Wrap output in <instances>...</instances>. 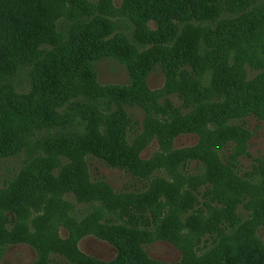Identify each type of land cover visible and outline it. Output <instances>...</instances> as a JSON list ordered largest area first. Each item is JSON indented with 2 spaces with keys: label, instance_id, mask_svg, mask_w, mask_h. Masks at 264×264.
<instances>
[{
  "label": "rangeland",
  "instance_id": "374dc122",
  "mask_svg": "<svg viewBox=\"0 0 264 264\" xmlns=\"http://www.w3.org/2000/svg\"><path fill=\"white\" fill-rule=\"evenodd\" d=\"M92 1L96 0H79V5L90 9ZM123 2L110 0L111 10L126 9ZM60 5L70 7L62 1ZM228 15L223 13L204 26H215ZM68 16L59 17L58 24ZM148 26L156 29L157 25L149 21ZM172 43H165L160 51L125 49L122 58L130 64L109 56L94 61V81L103 94L112 91L121 97H141L146 102V107L126 104L125 120L110 118L116 106L104 96L97 97L88 112L90 130L94 129L99 141L107 144L112 145L119 138V146L110 155L122 162L131 154L137 175L109 165L86 151L80 142L60 140L64 135L56 126L42 132L33 125L30 138H23L22 131L13 139L16 152L0 158V264H76L74 259L85 264H135L139 260L141 264H219L227 244L241 245L239 238L245 230L250 232L254 223L235 229L233 234L220 225L225 237L213 233L218 232L214 227L217 219L229 213L228 203L247 197V193L256 195L255 182L240 175L237 179L221 167L216 155L222 136L213 134L211 140L201 141L197 133L187 131L193 124L189 119L199 117L197 128L209 120L203 128L208 133L218 132L219 125L203 119L211 118L210 113H204L208 109L196 112L202 104L197 101L205 100L207 107H216L225 97L206 88L205 82L199 84L200 88L174 81L173 54L169 51ZM200 45V49L212 53V43L207 46L203 41ZM225 55L217 51L211 60L228 70L216 87L242 86L234 91L235 101L240 96V101H244L241 106L246 109L252 105L264 115V46L257 43L255 49L244 52L237 61L230 56L225 61ZM161 56L164 63L160 62ZM254 85L258 86L255 91ZM28 88L24 81L14 91L25 93ZM179 90L186 91L191 99L180 95ZM255 94L262 98L258 103L253 100ZM70 102L56 107L57 120L73 116ZM166 103L172 105L173 112L167 113ZM25 118L20 116L21 124ZM39 118L45 121L42 116ZM235 123L252 132L248 154L237 163L241 170L249 171L258 158L264 157V120L247 115ZM221 128L227 127L224 124ZM246 134L238 133L235 138L242 140ZM76 175L78 181L69 180ZM71 185H80L81 193L76 195L69 188ZM261 193L264 195V188ZM197 194L196 205L200 208L189 207L188 198ZM243 206H237L235 213L245 219L248 212ZM259 209L264 217V207ZM230 237L234 238L229 240ZM250 241L254 242L253 236ZM120 248L124 249L123 261L119 259Z\"/></svg>",
  "mask_w": 264,
  "mask_h": 264
},
{
  "label": "trees",
  "instance_id": "16d2710c",
  "mask_svg": "<svg viewBox=\"0 0 264 264\" xmlns=\"http://www.w3.org/2000/svg\"><path fill=\"white\" fill-rule=\"evenodd\" d=\"M61 1L63 5L70 4V7H62ZM123 1L126 9L122 7L113 12L110 0L92 1L90 9L79 5V0H0V158L10 157L11 153L16 152L13 150V139L22 131L23 138H30V133L35 130L31 127L33 125H37V129L42 132L45 128L56 126L64 135L59 137L60 140L74 144L80 142L86 151H91L109 165L137 175L133 164L135 159L131 154L126 160L123 158L122 162L110 155L117 145L119 146V138L115 139L112 145L107 144L99 141V134L94 129L90 130L88 112L90 106L96 103V98L104 96L116 106V111L110 115V118L125 120L126 104L137 103L146 107V102H143L141 97H121V94L112 91L103 94L94 81V61L109 56L125 60L130 64L127 58H122L125 49L160 51L165 43L173 42L168 46L171 47L169 51L173 54L174 81L183 86L196 84L200 88L199 84L204 85L205 82L206 88L220 92L225 97L216 107H207L208 103L205 100L197 101L203 105L201 104L196 112L208 109L204 113H210L212 116L211 118L205 116L203 119H211V122L219 125L220 127L216 129L218 132L208 133V130L203 128L209 120L197 128L199 117L189 119L193 124L187 131L197 133L201 141L211 140L215 134L222 136V150L220 149L216 155L221 167L229 170L232 176L238 177L237 179L243 176V179L255 182V196L247 193V197L244 196L245 202L242 198L234 200L233 204L228 203L227 216L216 220L214 231L218 232L213 233L217 235L221 233L224 237L226 235L221 232L223 228L220 225H223L224 229H231L229 233L233 234L235 229L254 223V228L250 229V232L245 230L244 235L239 238L242 239L241 245L233 247L229 243L224 247L219 264H264V217L261 216L259 209L264 207V195L261 193L264 188V157L258 158L257 164L253 165L251 170L240 169L237 163L239 164L241 156L248 154L252 132L246 129L245 125L235 123L236 119L247 115L264 120V115L251 105L252 102L246 109L245 106H241L244 101H240V96H237L235 101L234 91L242 86L216 87L228 70L221 69L217 60L215 63L211 61L216 58L217 51L226 54L225 61L229 56L237 61L241 54L255 49L257 43L259 47L261 44L264 46V0ZM63 11L69 14L68 19L58 24L61 16L65 15ZM223 13L229 15L222 22L215 26H204L208 21L221 18ZM149 21L156 23V29L148 26ZM203 41L207 46L212 43L211 54L200 49V43L202 44ZM172 50H175V53ZM160 62L164 63L163 56L160 57ZM209 71H212L211 76ZM24 81L29 85L28 91L15 93L14 89L16 90ZM257 87L254 85V91ZM178 92L185 98L188 97L186 91ZM190 99L189 95L187 100ZM261 99L257 94L253 97L255 103ZM69 100L71 104L69 103L68 106L73 110V116L57 120V114L55 116L54 112L56 107ZM171 106L167 103L164 105L167 113L174 111ZM22 115L26 118L21 120L23 122L21 124ZM40 116L45 121L39 118ZM228 122L231 124L227 125ZM224 124L227 128H221ZM244 132L247 134L242 140L235 138L236 134H244ZM66 134L78 139L67 140ZM56 139L58 138H54ZM214 143L217 141L214 140ZM192 157L201 160L198 156ZM69 180L75 182L79 179L76 175L69 177ZM98 181L106 183L103 180ZM69 188L73 189L76 195L81 193L80 185L77 188L71 185ZM198 195L188 198L186 203L189 207L194 205L200 208L196 205ZM241 204L247 207L248 217L245 219L235 213V209ZM252 236L254 242L250 241ZM233 238L230 237L229 240ZM209 239L206 238L205 243ZM117 245L123 247L120 243ZM120 249L119 252L122 253L124 249ZM123 256L122 253L119 259L121 260ZM73 262L85 264L75 259ZM141 263L142 261L139 260L135 264Z\"/></svg>",
  "mask_w": 264,
  "mask_h": 264
}]
</instances>
